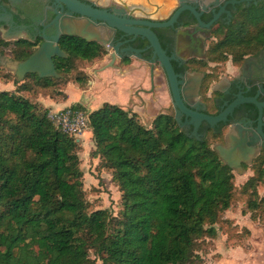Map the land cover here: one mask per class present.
Returning a JSON list of instances; mask_svg holds the SVG:
<instances>
[{
    "label": "trees",
    "instance_id": "1",
    "mask_svg": "<svg viewBox=\"0 0 264 264\" xmlns=\"http://www.w3.org/2000/svg\"><path fill=\"white\" fill-rule=\"evenodd\" d=\"M242 17L226 30L216 27L219 41L208 48L209 61L242 59L248 52L244 37L264 27V3ZM42 41L0 38V53L10 50L23 61ZM58 45L66 53L53 58L58 76L27 73L13 79L14 91H0V264H92V251L100 264H191L197 241L216 236L220 213L230 207L232 170L210 143L189 137L171 113L157 114L146 126L137 112L118 104L89 111L75 103L71 108L88 114L91 155L99 168L111 170L122 192L118 215L89 211L77 138L22 92L67 84L80 62L103 58L106 49L78 35L63 34ZM216 78L208 75L204 89ZM86 79L75 76L79 84ZM252 166L254 175L242 189L249 191L247 206L255 214L264 153Z\"/></svg>",
    "mask_w": 264,
    "mask_h": 264
},
{
    "label": "flooded vegetation",
    "instance_id": "2",
    "mask_svg": "<svg viewBox=\"0 0 264 264\" xmlns=\"http://www.w3.org/2000/svg\"><path fill=\"white\" fill-rule=\"evenodd\" d=\"M120 2L111 0L106 6L93 3L110 11L114 7L123 9L124 14L129 17L159 21L169 20L182 7V4L194 8L198 13L197 16L190 8H184L179 12L172 26L153 29L164 44L167 53L174 56L172 64L179 75L178 79L182 81L179 85L181 89L188 77L196 75L197 79V75L200 74L197 97L190 98L192 104H188V107L212 116L226 113L223 119L214 124L203 120L197 129L189 123L190 118L180 114L184 122V129H182L189 137L204 139L210 143L219 158L216 145L229 150L236 141L243 140L244 148L247 149L244 158L247 157V161H244L238 153L235 160V162L239 160L238 166L241 171L237 169L238 166L230 167L223 159H220L232 172L246 173L254 160L264 153V27L250 33L251 36L244 37L243 43L248 44V52L243 54L239 62H235L231 56L224 63L209 61L207 50L211 44L219 41L216 27L226 30L235 21L243 20V15L254 7L262 5L264 0H183V2L175 0V5L165 17L151 15V11L144 9L141 5ZM50 6H52L51 0H1L0 17L5 20L9 18V22H14L18 26H29L34 20L40 21ZM24 20H29V23H23ZM1 26L2 22H0ZM184 30L194 33L196 41H201L200 47H203L204 56H197L192 50L184 54L179 53L178 50L184 43L180 37V31ZM112 33L108 30V36ZM241 33H237L240 39L243 37ZM0 34H2L1 31ZM112 39L114 44L122 43L120 53L123 57L121 59L132 57L128 56L132 54L129 48L141 50L138 55H141L143 60L150 59L152 55V49L149 48L147 40L140 36L133 39L132 35L116 31L112 34ZM214 74L217 78L212 80L205 90L208 75ZM236 101L238 104L227 112L229 106ZM177 112L178 109L173 106L174 117Z\"/></svg>",
    "mask_w": 264,
    "mask_h": 264
},
{
    "label": "rangeland",
    "instance_id": "3",
    "mask_svg": "<svg viewBox=\"0 0 264 264\" xmlns=\"http://www.w3.org/2000/svg\"><path fill=\"white\" fill-rule=\"evenodd\" d=\"M0 38L14 40L10 34ZM108 54V50H106L103 58L80 62L70 74L67 84H58L54 88L33 85L30 90L22 93L29 98H36L39 93L50 95L54 91L57 93L53 97L66 101L69 97L68 85L72 84L79 97L83 88H87L88 97L82 98L80 103L90 110L92 100H96L97 97L102 99L99 100L100 104L106 101L103 99L106 94H113V99L119 95L117 91L109 88L110 77L108 79H106L107 77L99 78L105 84L92 89L90 93V87L94 86L93 81L98 79L96 76L108 69L110 71L127 68L128 71L134 70L128 74L130 89L128 88L126 98L118 100L117 104L137 112L141 122L146 126L151 125L153 118L161 112L172 114L174 105L168 83L158 63L156 64L157 70L154 71V88L152 89L151 72L146 71L145 74V69L142 68L143 64L149 65V63L141 62L140 64L137 57L134 56L130 57L128 62L118 58L114 65L107 66L110 61L106 60ZM3 56L4 63L0 64V91L9 90L8 85H12L13 79L21 80L16 74V60L10 50H5ZM77 75H87V81L79 84L75 80ZM70 100H72L71 96L67 102ZM180 128L182 127L180 126ZM93 149L94 147L83 145H78L77 149L80 167L84 173L83 189L85 199L89 204V211L107 209L113 215H118L123 209L122 192L113 180L111 170L98 167V158L91 155ZM254 172L253 166L246 173L232 172L234 195L230 207L220 213L219 221L216 224V236L206 235L197 241L195 246L197 256L191 264H264V181L257 184L256 195L258 194V200H262V202L255 214L247 206L249 191L246 192L242 189L243 185L252 178ZM91 259H95L92 264L101 263L93 251Z\"/></svg>",
    "mask_w": 264,
    "mask_h": 264
},
{
    "label": "water",
    "instance_id": "4",
    "mask_svg": "<svg viewBox=\"0 0 264 264\" xmlns=\"http://www.w3.org/2000/svg\"><path fill=\"white\" fill-rule=\"evenodd\" d=\"M51 1L52 6L44 12L45 16L41 18L40 21H38V19L32 21L29 26H18L14 24V22H9V18L5 20L3 17H0V22H2L0 31L2 33L5 30L11 34L26 36L33 40L37 37H41L43 40L28 58L23 61L15 62L16 74L19 79H22L27 73L31 72L38 74L40 77L58 76L53 58L55 56L66 57V53L58 45L60 37L63 34L78 35L86 41L100 43L109 52L110 61L107 66H112L118 58L121 59L123 57L120 53V46L122 43L114 44L112 39V34L116 31H120L132 35L133 39L140 36L142 39L147 40L149 48L152 49V55L150 59H144V61L150 64L152 89L154 88V70L157 68L156 64L158 63L166 77L173 105L178 109V112L175 114V119L183 129L184 122L180 118V114H185L186 118H190L189 123L193 124L195 129H197L203 120H206L210 124H214L225 117L226 113L212 116L188 107V104L191 103L190 98L197 97L200 74L197 75V79L195 78L196 75L188 77L183 89H181L179 85L182 81L178 79L179 75L176 73L172 64L174 56L167 53L160 38L153 30L157 27L172 26L177 15L184 8H190L198 16L194 8L182 4V7L179 8L169 20L159 21L129 17L124 14L123 9L114 7L113 10L110 11L93 3L95 2L99 5L106 6L110 4L111 0H91L93 2L88 0ZM118 1L130 5H141L144 9L150 10L151 15L156 17H165L176 3L175 0ZM180 1L183 2V0ZM108 30L113 32L109 36ZM180 37L184 40L183 45L178 50L180 54L192 50L197 56H204L203 47H200L201 41H196L194 33H189L187 30L180 31ZM14 39H19V37ZM129 50L132 52V54L128 55L129 57L136 56L142 59L141 55H138L141 50L136 48H129ZM3 57V54L0 53V64L4 63ZM237 104L238 101L231 104L227 112ZM243 143V140L236 141L229 150L221 145H216L215 148L220 158L223 159L228 166L237 168L239 163V160L235 162L238 156L237 153L240 154L242 158H244L247 153V149L244 148ZM244 161H247V157L244 158ZM237 169L241 171L239 166Z\"/></svg>",
    "mask_w": 264,
    "mask_h": 264
},
{
    "label": "crops",
    "instance_id": "5",
    "mask_svg": "<svg viewBox=\"0 0 264 264\" xmlns=\"http://www.w3.org/2000/svg\"><path fill=\"white\" fill-rule=\"evenodd\" d=\"M7 34H10L11 36H13V38H16V37L28 38V37L22 36V35L11 34V33L7 32V31H3V33L0 34V37L4 36V35H7ZM28 39H30V38H28ZM31 40H33V39H31ZM137 59L139 60L140 64H141V62H145L144 60H142V59H140L138 57H137ZM106 60H107V62H108V60H110L109 55L106 58ZM121 60H123V59H121ZM149 65H147V64H143L142 65V66H144L142 68L145 69V74H146V71H150V66ZM155 69L157 70V68H155ZM116 70L117 69H113V70L109 71V69H108L107 71L99 73L96 76V77H98L97 81H93L94 86L92 88L90 87V93L92 92V89H96L97 87H100L101 85L105 84V83H102L101 79H99V78L107 77L106 79H108L110 77L111 82L109 84V88L113 89L115 92L117 91L119 93V95H117V97L116 98L114 97L115 99H113L112 98L113 94H106L105 97H103V99H106V101L102 102L100 104H99V102H100L99 100H102V99H99L97 97L96 100H92L91 107H90L91 109L89 111H92V110H95V109L101 107L104 103L117 104L118 100H124V98H126V95L128 93V88H129V82H130V80L128 79V74L130 72L134 71V70L128 71L127 68L118 69L117 71ZM103 74H105V75H103ZM88 76H89V73H88ZM113 78H114V80H113ZM18 79H19V77H18ZM8 86L10 87L9 90L8 89H3V90L14 91L16 89V85H15L14 80H13L12 85H8ZM68 91H69V97L70 96L72 97V100H70L69 102H67L69 97H68V99L66 101H62V100L57 99L56 97H52L50 95H44L42 93H39L36 96V98H30V99L33 102L39 103L40 106H42L44 108H48L49 111L50 110H56L57 111V110H61V109H64L66 107H69V106H71V105H73L75 103H80V102H82L81 101L82 98L84 99V98L88 97V93H86L88 91L87 88L86 89L83 88V91H82L80 97H79V94L77 93V91L75 90V88H74V86L72 84L68 85ZM70 91H72V93H70ZM85 136H86V138H85ZM77 141H78L79 145H83V146H86V147L90 146L92 148L94 147L93 134H92L90 129H88L80 138H78Z\"/></svg>",
    "mask_w": 264,
    "mask_h": 264
},
{
    "label": "built area",
    "instance_id": "6",
    "mask_svg": "<svg viewBox=\"0 0 264 264\" xmlns=\"http://www.w3.org/2000/svg\"><path fill=\"white\" fill-rule=\"evenodd\" d=\"M48 117L62 131L80 138L89 129V119L86 111L66 107L61 110H50Z\"/></svg>",
    "mask_w": 264,
    "mask_h": 264
}]
</instances>
